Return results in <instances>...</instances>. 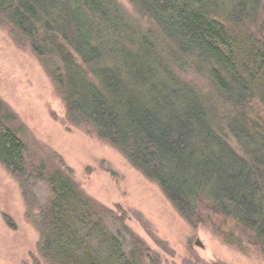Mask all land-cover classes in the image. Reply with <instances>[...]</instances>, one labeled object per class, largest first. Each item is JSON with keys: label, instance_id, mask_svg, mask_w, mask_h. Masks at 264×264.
Returning <instances> with one entry per match:
<instances>
[{"label": "trees", "instance_id": "1", "mask_svg": "<svg viewBox=\"0 0 264 264\" xmlns=\"http://www.w3.org/2000/svg\"><path fill=\"white\" fill-rule=\"evenodd\" d=\"M128 1L139 19L116 0H0V26L38 56L70 120L157 182L185 220L233 221L264 251V0ZM42 152L0 96V163L39 232L34 264H162L120 207Z\"/></svg>", "mask_w": 264, "mask_h": 264}, {"label": "rangeland", "instance_id": "2", "mask_svg": "<svg viewBox=\"0 0 264 264\" xmlns=\"http://www.w3.org/2000/svg\"><path fill=\"white\" fill-rule=\"evenodd\" d=\"M116 1L139 19L128 0ZM160 51V59L165 60L170 54L168 44ZM0 96L29 127L42 153L53 152L73 170L87 196L111 209L121 208L135 234L162 264H264L261 246L246 236L238 239L233 221L226 225L219 219L199 225L188 222L159 184L119 149L89 126L74 124L38 56L29 46L16 44L9 28L1 26ZM216 228L231 233L232 238ZM39 237L18 182L0 163V264H34Z\"/></svg>", "mask_w": 264, "mask_h": 264}]
</instances>
